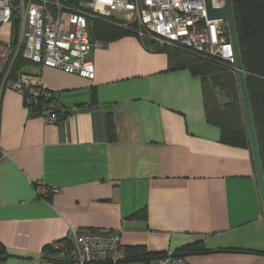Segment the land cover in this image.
I'll return each mask as SVG.
<instances>
[{
	"label": "crops",
	"instance_id": "0c3cea01",
	"mask_svg": "<svg viewBox=\"0 0 264 264\" xmlns=\"http://www.w3.org/2000/svg\"><path fill=\"white\" fill-rule=\"evenodd\" d=\"M102 42L89 55L93 81L34 63L24 70L58 94L69 115L56 124L0 90V243L11 254L0 264H73L44 251L72 243V230L119 232L147 256L203 242L209 253L187 264H264L252 152L222 143L207 122L202 80L170 70L155 42ZM37 186L59 192L39 196ZM141 210L146 221L131 218Z\"/></svg>",
	"mask_w": 264,
	"mask_h": 264
},
{
	"label": "built area",
	"instance_id": "2783aa9c",
	"mask_svg": "<svg viewBox=\"0 0 264 264\" xmlns=\"http://www.w3.org/2000/svg\"><path fill=\"white\" fill-rule=\"evenodd\" d=\"M225 4L226 0H211L213 9H222ZM96 20L124 26L142 41L204 57L217 56L235 67L228 25L208 18L206 0H0V25H14L11 41L0 39V90L7 88L21 95L28 109L38 105L40 97L54 94L57 99L44 109L58 107L66 113L58 94L49 90L39 76L22 73L11 78V72L21 55L42 67L93 81L96 70L89 55L104 46L91 36L90 23ZM41 117L49 125L59 121L56 114ZM36 191L45 197L59 192L50 189L46 194L41 186ZM71 237L74 249L68 261L73 264L126 263L127 248L119 232L72 230ZM56 248L62 249L64 244ZM141 264L187 262L170 251Z\"/></svg>",
	"mask_w": 264,
	"mask_h": 264
},
{
	"label": "trees",
	"instance_id": "16d2710c",
	"mask_svg": "<svg viewBox=\"0 0 264 264\" xmlns=\"http://www.w3.org/2000/svg\"><path fill=\"white\" fill-rule=\"evenodd\" d=\"M232 1L239 46L246 71L247 87L264 167V0ZM94 24L93 33L96 40L112 42L128 35H134L128 28L110 21L96 20ZM153 50L166 53L169 56L170 70L188 69L193 76L202 80L206 119L210 125L221 130V142L233 147L251 150L235 67L217 56L204 57L175 47H161L156 44ZM28 63L32 62L20 55L13 66L11 78H18V75L22 73L28 74L24 71ZM56 99L54 94L51 97H40L38 105L33 109H29L31 115L41 117L56 114L59 120L65 119L69 114H62V110L58 107L44 109ZM108 133L111 141L117 139L112 113L108 114ZM131 218L146 221L147 211L141 210L133 214ZM63 244L64 248L54 250L56 253H52V247H46L44 251H51L49 254L53 255L62 254L68 262L69 253L74 249V246L69 241ZM208 253L209 250L205 248L203 242L188 245L176 252L177 255L182 257ZM164 254L147 256L141 248H129L127 249L126 262L146 261ZM10 257L11 254L7 248L0 243V262Z\"/></svg>",
	"mask_w": 264,
	"mask_h": 264
},
{
	"label": "water",
	"instance_id": "95a60500",
	"mask_svg": "<svg viewBox=\"0 0 264 264\" xmlns=\"http://www.w3.org/2000/svg\"><path fill=\"white\" fill-rule=\"evenodd\" d=\"M206 3H207L208 18L210 20H222L223 22L227 23L229 28L231 44L235 56V68L237 71L239 88H240V93H241V98H242V103L246 118V124L249 133L251 152L253 155V161L255 165V170H256V175H257V180H258V185L262 200V206L264 211V167H263L262 156L258 142L254 117H253V111H252V106H251L248 87H247L246 71L239 46L233 1L226 0V4L222 9H213L211 5V0H206ZM15 43H16V37L14 39V44Z\"/></svg>",
	"mask_w": 264,
	"mask_h": 264
},
{
	"label": "rangeland",
	"instance_id": "374dc122",
	"mask_svg": "<svg viewBox=\"0 0 264 264\" xmlns=\"http://www.w3.org/2000/svg\"><path fill=\"white\" fill-rule=\"evenodd\" d=\"M14 33V25L12 23H6L0 25V39L4 42H10ZM29 63L26 65L28 69Z\"/></svg>",
	"mask_w": 264,
	"mask_h": 264
}]
</instances>
